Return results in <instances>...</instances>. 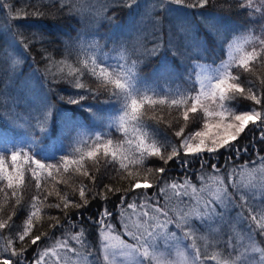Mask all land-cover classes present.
Wrapping results in <instances>:
<instances>
[{
  "label": "snow or ice",
  "instance_id": "6c2138e0",
  "mask_svg": "<svg viewBox=\"0 0 264 264\" xmlns=\"http://www.w3.org/2000/svg\"><path fill=\"white\" fill-rule=\"evenodd\" d=\"M210 6L216 7V0H152L148 5L140 0H89L86 6L83 0H23L18 9L7 5V38L0 35V193L5 201L15 198V203L10 215L0 216V230L9 233L5 236L0 231V264H29L25 253L33 245L37 254L30 264H264V247L255 239L257 234L264 236V202H255L243 191L258 187L264 195V156L257 154L258 167L248 169L245 163L239 172L227 166L222 171L206 159V155L214 156L221 149L229 153L235 150L237 157L247 152L234 142L249 124L259 129V137L264 140V78H250L246 83L241 80L242 73L255 77L256 69L264 68V24L260 25V35H254L255 26L246 22L249 27L229 41L227 33L235 29L229 28L225 17L208 11ZM233 6L247 9L253 19L258 15L264 20V0H237L236 5L226 0L220 7ZM49 9L69 16H92L95 23H107L111 32L105 36L79 33L65 44L58 60L49 51L54 43L49 39L51 34L40 23L52 15ZM186 9L197 10L193 16L198 19L188 20ZM29 17L35 22L28 27L36 31L25 36L14 30L13 20ZM217 43L227 44L229 59L216 68L201 64L210 45ZM248 45H252L250 51ZM33 49L44 63L42 69L34 66ZM29 59L33 62L28 63ZM149 59L158 61L153 72L157 78L171 76L173 69L191 62L193 69H199L195 80L199 88L148 84L139 75V68ZM101 96L105 97L101 103L119 105V115L109 127L123 132L122 141H114L103 130L86 127L104 119L103 110L88 103ZM239 96L251 100L254 106L237 112L229 102ZM164 106L176 109L177 122L182 113L184 123L174 132L178 144L155 139L145 123L146 111L155 112ZM21 107L25 111H19ZM198 111L203 113L202 127L185 134L189 114ZM21 129L25 138L18 140ZM62 137L70 139L71 144L70 150L59 156L55 150L40 147L45 138L55 146ZM149 157L162 161V166L144 168ZM101 160L104 167L111 166L115 172L102 187L99 167L94 172L89 166V161L99 165ZM194 161H199L200 187L187 175L181 180L165 179L170 162L186 173ZM256 173L262 177L259 184L245 185L234 179L237 175L251 178ZM26 174L35 182L37 194L32 197L23 225L17 226L13 216L18 207H24L19 191ZM65 175L82 179L69 183ZM50 182L53 190L47 188ZM59 184L69 190L62 191ZM153 188L157 191L149 195L148 190ZM114 196L119 200L115 208L122 232L116 231V217L107 207ZM49 197H54V202H49ZM185 197L191 202L185 203ZM96 199L104 201L105 206L95 219L88 220L97 226L102 259H90L95 251L80 212ZM173 200L175 207H169ZM230 207L238 210L239 221L248 224L247 233H236L224 242L227 255L210 252L219 231L215 225L225 222ZM47 209H57L61 215H47ZM200 228L206 229L207 235L198 236ZM52 229L63 230L62 238L41 250L38 242L42 237L50 238ZM200 239L204 241L203 250L196 243ZM189 240L191 260L179 247ZM161 241L169 246L163 251ZM172 247L176 260L169 258Z\"/></svg>",
  "mask_w": 264,
  "mask_h": 264
},
{
  "label": "trees",
  "instance_id": "16d2710c",
  "mask_svg": "<svg viewBox=\"0 0 264 264\" xmlns=\"http://www.w3.org/2000/svg\"><path fill=\"white\" fill-rule=\"evenodd\" d=\"M89 0H83V4L86 6L88 4ZM142 5H148L151 4L152 0H140ZM229 3L236 5L237 0H228ZM23 3V0H0V35L7 38V34L4 32V27L7 24L9 20V9L7 7L8 4H11L14 6L15 9H18L21 7ZM226 0H216V7H209L207 10L218 13L220 16H223L226 18V21L228 23L229 28L235 29V31H232L230 33H227L228 40L231 41L232 36H240L242 32H244V29L249 27V24L246 22H251L252 25H254V35H260V25L264 24V20H260L259 16L257 15L255 19L248 16V10L247 9H240L237 6H233L231 8H221V5H225ZM58 7V5H57ZM175 7V6H173ZM49 11L52 13V15L46 16L40 21V23L43 25V28L47 31V33H50L49 39L53 40L54 43L49 46V51L53 53L56 59H61L63 56V51L65 48L66 43H71L72 40L77 37L79 33H85L86 35L92 34V33H98L100 36H105L106 34H110L111 29L107 23L98 24L94 22V19L92 16L84 15H66L64 12H57L55 9H49ZM127 10H125L126 12ZM188 13V20L195 21L198 19V17L193 16V12L197 11L194 9H186L185 10ZM66 12V10H65ZM111 13H109L110 15ZM12 15H15L13 12ZM123 13H121V17L123 18ZM35 21L32 17H29L24 20H13L12 23L14 25V30H19L24 33L25 36H28L31 32L36 31L35 28L28 27V25L33 24ZM119 22V21H117ZM243 26V27H241ZM3 41L0 40V43ZM103 42V41H102ZM111 47V45H109ZM252 48V45H248L247 49L250 51ZM32 57H35V67L43 68L44 63L41 60V57L37 54V51L35 49L32 50ZM229 54H228V48L227 44L224 46H221L220 44L210 45L209 51L204 53V58L200 60V63H203L205 65H211L215 64L218 61L225 59L228 60ZM33 61L29 59L28 63H32ZM158 67V61L156 59H149L145 61L139 68V75L144 78V80L148 82H153L155 84H165L168 83L169 85L179 87L182 89H192L196 88L198 89V83H195L196 80V70L191 67V62H187L184 66L176 67L173 69V74L168 77L164 78H157L153 76L154 69ZM30 71V70H29ZM27 76V72H26ZM250 78H264V68L258 67L255 71V77H250L249 73L244 72L241 75V80L245 83ZM259 83V79H257V84ZM95 87V84L92 85ZM59 87H66V85H60ZM105 99L104 96H101L99 100H96L95 102L89 100L88 103H95L96 107L103 110L104 113V119L103 121H93L86 125L89 129H98L103 130L105 132H108L110 134V138H112L114 141H122L125 139L124 134L122 131L118 130L115 126L109 127V124L111 120L118 116L119 112V105L115 102L112 103H101ZM207 103V102H206ZM229 106L234 108L237 112L241 111H248L250 110L254 105L251 100H248L244 98L243 96L237 97L236 100L229 102ZM211 110V106H210ZM19 111L23 112L25 109L21 107ZM177 111L175 108H168L166 106L164 107H157V110L153 112L152 110H148L145 113V123L148 126V131L154 133L155 139L161 141V142H171V143H177L178 144V138L175 137L174 132L178 131L180 126L184 123L182 119V113L180 114L179 122H177ZM202 116L203 113L201 111H198L195 114L190 113L189 114V122L187 126L185 127V134L189 132H194L196 130H199L202 127ZM157 118L161 122L157 123V120L154 119ZM24 133L23 130H20V133L17 137L18 140H23ZM55 139V137H54ZM238 147L240 148H247V152H241L239 157L236 156L235 150H233L231 153L221 149L220 153L215 154L214 156H207L206 159L209 161V164L216 163L218 167L221 168L223 171L224 168L227 166L229 168L236 167L240 168V166L247 163L248 169H251L253 167H258V160H257V154L264 156V140H261L259 137V129L255 128L253 125L249 124L248 127L245 129L243 133L238 137L237 141L234 142ZM70 144L71 141L67 137H62L61 141L58 142L55 146L52 145L51 141H49L47 138L41 143L40 147L49 149V150H55L57 155L63 154L65 151L70 150ZM63 145V147L61 146ZM87 149L85 148V151ZM229 156L232 157L231 160H229ZM227 161V165H226ZM256 162L255 164L253 162ZM89 166L91 171H96V168L99 167V173L98 175L101 176V184L102 187L103 184L109 183V177L114 176L115 172L111 168V166H108L107 168L103 165V160H101L99 165H92V162L89 161ZM162 166V161H159L156 157H149L144 161V168H155ZM207 172H211V168L208 167L206 169ZM200 172L199 168V161H194L190 168L185 173L184 170H182L180 167H178L176 164L170 162L169 166L167 167V173L165 176V179L168 181L171 180H181L184 175H187L191 178V181L193 184H199V180L197 179V174ZM261 177V176H260ZM57 179H60V177H57ZM64 179H68L69 183L72 181L79 182L80 177L78 176H71L70 178L65 175ZM235 179V178H234ZM257 181V177L253 176L251 178L247 179V184L255 183ZM87 183V181H85ZM58 187L62 191H68L69 189L64 184H59ZM48 190H53V183L50 182L47 185ZM98 190V189H97ZM9 195H10V190ZM143 191V190H140ZM157 189H149V195L156 192ZM231 192L232 189H229ZM248 193L249 198L254 199L255 202H258L259 197H262L263 195L260 193L252 192L251 189L247 188L246 190H243ZM37 194V189L35 188V182L31 180L30 176L26 174L25 184L22 186V190L19 191V195L21 197V203L24 205V207L19 208L16 214L13 216V222L17 226L23 225L24 221L26 220L28 216V206L32 202V197ZM160 197V202H161ZM185 203H190L188 197L184 198ZM49 202H54V197H49ZM15 203V198H11L7 201H5L3 193H0V208H3L4 211L0 212V216L3 218H6L7 215L11 214V205ZM119 203L118 197H112V200L110 202H107V207L113 211L114 216L116 219L113 220V224L116 227L117 232H121V228H118L117 225L119 223L118 218V210L115 208V205ZM162 204V203H161ZM105 206V202L101 201L99 199L93 200L90 202L89 206L86 209L80 210L82 214V218L84 221V226L87 229L88 233V241L92 244V247L94 246V241H99L98 238V231L97 226L94 225L91 221L88 220V217H92L93 219L96 218L98 215L99 210ZM47 215L57 216L61 215V213L57 209H47ZM237 211L236 209L229 208V211L227 213V217L232 218L233 226L232 229L229 230L226 226L223 228L218 227V222L215 225L219 229V231L214 235L215 239L218 242V246L215 251L222 252L224 255H227V252L224 248V242L227 241V239H224L225 236L229 235L231 236V231L233 230L234 233L242 230V228L248 229V224L246 222H241L237 219ZM76 213H73V216L75 217ZM235 218V220H233ZM46 219V217H45ZM194 223L197 224V227L199 226L198 221H194ZM40 226V225H38ZM253 227H257V225H253ZM204 228H200V230H203ZM79 229H72L73 232L78 231ZM3 232L5 236H7L8 230H0ZM63 230H51L50 238L42 237L41 241L38 242L39 247L41 250L50 247L56 239L62 238L63 233L61 232ZM127 239H129L127 236H125ZM257 244L260 247H264V243H260L261 241H264V236H261L259 234L255 237ZM130 240V239H129ZM2 242V241H0ZM97 243V242H96ZM189 244L192 242L189 240ZM197 243V246L201 247L203 249L202 244ZM37 254V246L33 245L31 246L27 252L25 253L26 260L31 262V260L34 258V256Z\"/></svg>",
  "mask_w": 264,
  "mask_h": 264
},
{
  "label": "rangeland",
  "instance_id": "374dc122",
  "mask_svg": "<svg viewBox=\"0 0 264 264\" xmlns=\"http://www.w3.org/2000/svg\"><path fill=\"white\" fill-rule=\"evenodd\" d=\"M187 18H188V17H187ZM228 59H229V58H228ZM221 61H225V59H222V60L218 61L217 63H215V64H211V65H209V66H211L212 68H216V67H218V66L220 65ZM201 64H203V63H201ZM203 65H205V64H203ZM197 71H199V69H197L196 72H197ZM148 84H151V85L154 86V87H163V88H171V89H175V88H177V87H175V86L169 85L168 83H165V84L159 85V84H155V83H153V82H148ZM198 87H199V84H198ZM181 89H182V88H181ZM118 115H119V112H118ZM91 130H98V129H91ZM237 169H238V172H239V171H240V168H237ZM254 176L257 177V181H256L255 183H256V184H259L260 181H261V179H262V177H260V176H261L260 173H256ZM248 178H250V177H248L247 175H244V176L237 175V176L235 177V180H236L237 183H241V184H245V185H246V184H247V179H248ZM194 185H195V184H194ZM196 186H197V187H200V183H199V184H196ZM246 189H247V188H243V190H246ZM251 191H252V192H255V193H257V194L261 192L260 189H259L258 187H257V188H254V189H251ZM258 202H264V195H263L262 197H259ZM161 203H162V204L164 203L163 197L161 198ZM175 205H176V202L173 200V201L170 203L169 207H175ZM233 220H235V218H234ZM224 226H226L229 230L232 229L233 222H232V218H231V217L228 218L227 215H226V220H225V222H218V227H219L220 229L223 228ZM117 227H118V228H121L120 225H119V223H118ZM173 230H174V229H173ZM122 231H123V229L121 228V232H122ZM61 232L63 233V231H61ZM236 233H239L240 235H246V233H247V229L242 228V230H240V231H238V232H235V233H234V231L232 230V231H231V236H234ZM178 235H179V233H178ZM197 235H198V236H205V235H207V230H206V229L200 230V231L197 233ZM121 238L124 239V240H126V241H128L129 243L132 242L131 240L127 239L125 236H122ZM97 239H99V236H98ZM213 239H214V241H215V248H214V249H209L210 252H211V251H215L216 248H217V246H218V242H217V240L215 239V237H213ZM224 239H227V240H228V239H229V235L225 236ZM94 242H95V243H94V246H93V250L95 251V256H94V257H91L90 259H95L96 257H101V259H102V254H101V252L99 251V248H100L99 241H96V240H95ZM96 242H97V243H96ZM196 242L202 244V246L204 247V241H203L202 239L197 240ZM188 245H190V244L188 243V241H184L183 243L180 244L179 247H180L181 250H184V251L187 253L188 259L191 260L192 255H193V252H192V249H191L190 247H188ZM168 247H169L168 245H165L164 242L161 241V250H162V251L165 250V249H167ZM199 247H200V246H199ZM200 248H201V247H200ZM201 249H202V248H201ZM202 250H203V249H202ZM256 255H257V257H258V254H256ZM169 258H170V259H173V260L178 259V258L176 257V249H175L174 247L171 248V256H170ZM180 264H183V262H180Z\"/></svg>",
  "mask_w": 264,
  "mask_h": 264
},
{
  "label": "bare ground",
  "instance_id": "6f19581e",
  "mask_svg": "<svg viewBox=\"0 0 264 264\" xmlns=\"http://www.w3.org/2000/svg\"><path fill=\"white\" fill-rule=\"evenodd\" d=\"M150 1V0H149ZM152 3V2H151Z\"/></svg>",
  "mask_w": 264,
  "mask_h": 264
}]
</instances>
